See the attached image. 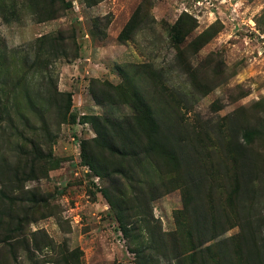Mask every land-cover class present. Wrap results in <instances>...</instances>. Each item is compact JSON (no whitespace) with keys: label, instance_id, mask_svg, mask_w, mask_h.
Segmentation results:
<instances>
[{"label":"rangeland","instance_id":"1","mask_svg":"<svg viewBox=\"0 0 264 264\" xmlns=\"http://www.w3.org/2000/svg\"><path fill=\"white\" fill-rule=\"evenodd\" d=\"M0 240V264H264V0H0Z\"/></svg>","mask_w":264,"mask_h":264},{"label":"trees","instance_id":"2","mask_svg":"<svg viewBox=\"0 0 264 264\" xmlns=\"http://www.w3.org/2000/svg\"><path fill=\"white\" fill-rule=\"evenodd\" d=\"M178 26H179V19L171 27V30H170V39L174 45H178L180 43V31L177 29ZM133 29H134L133 20L131 19L119 33L117 37V41L118 42L127 41ZM61 97H66V101L59 107V109L63 111L60 115V118H61L60 123H65L67 121L68 110L70 107V96L67 94H61ZM38 101H41V98H37L33 103L29 101L30 112L35 111L33 107H34V104H36ZM45 101H46V104L48 105L49 100H45ZM36 108H39V106L37 105ZM135 108L138 109V116L135 119V125L146 140L147 151L159 157L160 159L165 161L167 164L176 162V157H175L174 152L172 150H169L167 146L161 143L159 139V127H158L157 122L153 118L150 109L147 108V106L142 101H139V100H137ZM70 121L74 123L75 118L71 117ZM103 122L106 124L108 123L106 119H103ZM245 136L247 139L251 138V134H246ZM99 137L102 138L101 135ZM102 143L105 144V147L110 152H116L117 149L114 150V147H112V145H110V143L107 140L102 139ZM111 150H114V151H111ZM88 166L92 169H95L90 164H88ZM104 197L106 198L109 207L116 212L115 219L119 225L118 227L119 232L125 239L130 238L131 231H132V228L130 229L131 225L125 224L123 215L118 205L108 195H105ZM0 245L2 246L5 245L3 240H0ZM2 249L3 247L0 248V251ZM130 253L133 254L135 258H137L139 254H142V252L137 253L136 251H130ZM80 257H81V253L79 249L75 248L71 250L70 252H68L64 257H62L61 260L63 264H81ZM137 264H140V263H137Z\"/></svg>","mask_w":264,"mask_h":264},{"label":"crops","instance_id":"3","mask_svg":"<svg viewBox=\"0 0 264 264\" xmlns=\"http://www.w3.org/2000/svg\"><path fill=\"white\" fill-rule=\"evenodd\" d=\"M105 49H100V54L104 53ZM88 53H89V49H88Z\"/></svg>","mask_w":264,"mask_h":264}]
</instances>
